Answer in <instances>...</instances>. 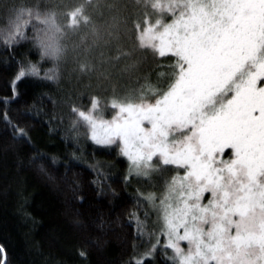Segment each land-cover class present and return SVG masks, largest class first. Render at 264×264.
Masks as SVG:
<instances>
[{
  "label": "snow or ice",
  "instance_id": "6c2138e0",
  "mask_svg": "<svg viewBox=\"0 0 264 264\" xmlns=\"http://www.w3.org/2000/svg\"><path fill=\"white\" fill-rule=\"evenodd\" d=\"M0 13L13 60L25 41L38 55L15 61L13 96L28 77L58 83L70 53L107 93L70 104L71 130L127 160L125 187L144 185L127 264H264V0H0Z\"/></svg>",
  "mask_w": 264,
  "mask_h": 264
},
{
  "label": "trees",
  "instance_id": "16d2710c",
  "mask_svg": "<svg viewBox=\"0 0 264 264\" xmlns=\"http://www.w3.org/2000/svg\"><path fill=\"white\" fill-rule=\"evenodd\" d=\"M5 26L0 13V28ZM12 56L11 49L0 45V246L5 264H127L133 244L138 251L144 246L129 216L136 208V190L144 185L133 180L125 187V162L71 130L70 104L78 101L79 91L87 94L88 77L70 75L67 60L58 83L28 77L17 82L13 96L15 61H36L38 55L31 41H25L15 48V60ZM51 67L43 62L41 75ZM156 71L149 57L140 74L150 73L155 83ZM128 83L123 81L122 87ZM16 125L27 138L14 137ZM81 250L86 256L79 255ZM154 264H163V258L158 255Z\"/></svg>",
  "mask_w": 264,
  "mask_h": 264
},
{
  "label": "rangeland",
  "instance_id": "374dc122",
  "mask_svg": "<svg viewBox=\"0 0 264 264\" xmlns=\"http://www.w3.org/2000/svg\"><path fill=\"white\" fill-rule=\"evenodd\" d=\"M81 58H83V57H81ZM67 60H69L68 62L70 63V65H71V67H70V70H69V73H70V75H75V76H77L78 77V74L74 71V67L76 66L74 63H73V60H72V55H71V53L69 54V57H68V59ZM86 77H83L82 79H85ZM125 82V81H124ZM95 89H86L85 90V93L84 94H86L85 96L84 95H81L80 96V98L78 99V101H76L75 103L76 104H79V105H83V106H88L89 105V99H88V94L90 93V92H93ZM82 92L81 91H79V95L81 94ZM82 97V98H81ZM81 102H87V104L85 105V104H82ZM72 115V114H71ZM86 130L83 128V127H81L80 128V130H79V138H81L82 136H85L86 138H87V136H86ZM77 137V138H78ZM88 139V138H87ZM89 140V139H88ZM90 141V140H89ZM91 144L94 146V147H99V146H97V145H95V144H93L92 142H91ZM116 153V152H115ZM117 154V153H116ZM118 155V154H117ZM118 157L119 158H121L124 162H125V164H126V166L128 167V162H127V160L125 159V158H123V157H121V156H119L118 155ZM98 163H96V165H97ZM98 166V165H97ZM101 166H103V164H101ZM140 213H141V215H142V213H143V208H142V210H140ZM153 219L155 218L154 216L152 217ZM134 223H135V221H133ZM135 227H136V225H135ZM162 257V256H161ZM163 258V257H162Z\"/></svg>",
  "mask_w": 264,
  "mask_h": 264
}]
</instances>
